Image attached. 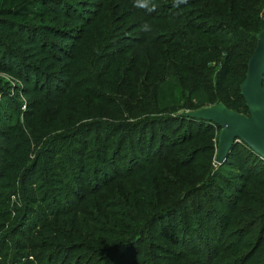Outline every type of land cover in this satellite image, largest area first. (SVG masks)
Returning a JSON list of instances; mask_svg holds the SVG:
<instances>
[{"label":"trees","instance_id":"16d2710c","mask_svg":"<svg viewBox=\"0 0 264 264\" xmlns=\"http://www.w3.org/2000/svg\"><path fill=\"white\" fill-rule=\"evenodd\" d=\"M153 3L148 12L133 0H0V74L20 87L16 98L5 94L9 85L0 87V264H63L75 254L79 262L98 264L92 255L104 247V264H169L171 257H179L174 264H264V161L240 142L219 165L236 172L231 182L205 174L204 186L171 206L155 208V200L150 217L132 218L131 226L123 214L126 232L86 246L82 230L99 220L88 214L96 204L108 206L101 195L114 182L129 188V182L159 180L162 167L171 165L190 163L195 170V154L215 152L219 128L179 116L192 111L202 93L210 100L220 95L225 108L247 114L238 85L260 15L264 19V0H187L178 8L173 0ZM144 23L150 31L140 30ZM214 61L212 82L208 65ZM178 122L200 129L170 141ZM192 139L197 146L189 155ZM167 142L172 148L163 156ZM146 151L153 157L144 161ZM210 187L223 215L206 210L201 221L193 219L186 253L147 242L156 224L187 202L198 206ZM62 193L73 199L64 202L71 205L67 211L54 198ZM89 196L95 203L85 202ZM244 200H251V209L242 207ZM111 207V213L125 211L121 202ZM67 214L68 230L47 226L49 218L60 223ZM31 218L38 230L26 229ZM202 223H209L208 232ZM255 230L253 243H246ZM232 250L236 255L221 263L220 252L226 257Z\"/></svg>","mask_w":264,"mask_h":264},{"label":"rangeland","instance_id":"374dc122","mask_svg":"<svg viewBox=\"0 0 264 264\" xmlns=\"http://www.w3.org/2000/svg\"><path fill=\"white\" fill-rule=\"evenodd\" d=\"M81 1H83L84 3L94 5L96 3L101 2L102 0H81ZM113 1H116V0H113ZM220 58L222 60V57ZM208 66L211 71V81L213 82V77L218 70L219 61L211 62L209 63ZM6 85H9L10 87L8 91L6 90L5 94H8L9 97L15 96L16 98L17 94L14 91L20 88L18 87L19 84L15 81H12L8 76L0 74V87H5ZM15 86L18 88L15 89ZM3 94L4 93L0 92V98L3 96ZM220 97H221L220 95H216L214 99L210 100L206 93H202L198 97L199 101L195 104L193 110H196L201 107L210 106L216 103H221ZM21 99L22 98L19 97V101H21ZM22 110H23V107H22ZM182 112H187V111H182ZM173 127L175 128L174 132L172 134H169L170 141L171 140L178 141V139L182 138L183 134L185 133H188V134L190 133L192 135H195L198 133L200 129V127L198 126H195V125L189 126L183 122H178L176 123V125H173ZM156 131L160 132L161 129L157 128ZM159 140L160 139L157 138L155 147L158 146ZM113 141H115V139ZM186 146H187L186 150L188 154L191 155L192 150H194V147L197 146L196 140L192 139L191 141H188ZM171 148H172L171 142L169 143L167 142L165 144L164 150L161 151V154L165 156ZM175 150H177V148ZM151 157H153L151 153H148L147 151L144 152V156H143L144 161H146L147 159ZM214 157H215V152L209 155L208 157L206 155L195 154L192 158H196L197 164H199V165L194 164V166L197 165L195 170L193 169V166L190 165V163H187L181 167L177 165L176 166H173V165L166 166V168L162 167L164 168V170L159 174V178H160L159 180L158 179L153 180L149 178V179H144L142 181L135 182V184L133 182H129L128 183V185L130 186L129 188L125 187L122 184L114 182V184L110 185V186H114V187H110L109 189L110 191L105 190L106 196L103 197L104 192H102V195H101L102 202L104 204L109 203L108 206L105 208L103 207V209L100 210L99 205L96 204L95 207L91 209L88 214L89 218L93 219V217L97 216L99 217V220L96 222L90 220L88 222V226H86L87 227L86 230L85 229L82 230L83 236H86V246L88 248H94L96 244L98 243V240H100L101 242H104L108 240V238H113V236H117L118 234L122 235L124 232H126L128 228H126V226L120 222L121 221L120 219L122 218L123 214H126V216L130 219V220L129 219L127 220L128 222L126 221L125 222L129 223L131 226L132 218H142L144 216L145 217L148 216V214H149L148 217H150V214L152 213L151 207H153L150 205L152 204L154 205V203L152 202H154L155 200L158 201L157 204L154 205L155 208L159 207V209H162L166 206L168 207L171 206L174 203V201L178 198H181L184 193L190 192V190H194L199 185L204 186L202 184L203 182L201 180V177H205L206 176L205 174H209V175H211L212 173H214V175L219 174V175H222L224 178H228L225 180H229L231 182L232 180L231 177L236 176V172L227 167H220L219 165L213 167L212 163H213ZM154 158H158V155L156 154ZM138 162H141V161L138 160ZM126 164H127V161H125L124 165L126 166ZM194 172L200 173L198 174V176L200 177L197 178L196 177L197 174H193ZM233 183L234 182L232 181V184ZM212 187L205 189V191H201L203 192V194L209 197L204 198L203 200L201 199V202H199L198 206L196 207L193 205L189 206L187 202V207L182 208L181 210L175 212L174 214L168 215L167 217L163 219V221L156 224V226L147 233V238H146L147 242L156 244L159 246H163L166 248L167 251H170V250L173 252L181 251V252L186 253L187 252L186 248L191 246L190 236L192 233V229H194L196 227L194 225L197 224V223H194L193 219L198 217L197 221H201L203 218L204 211L206 210H210V215H212L214 209L216 211L213 213L214 215L215 214H218L219 216L223 215V211H220L219 209L220 205L221 207H223L222 206L223 204H221L220 202L221 198L219 199L217 198L218 200L213 199V197L217 196V191H215V189ZM221 187L226 189L224 185H221ZM229 192L230 191H228V193ZM255 193L257 194V192ZM54 198L58 200L59 203H62L63 204L62 207L64 206V208L66 205L64 204V202H69V203L73 202V199L68 198L67 195H65L64 193H62V195H58V196L56 195ZM91 200L92 202L90 204L95 203L93 202V196H89L85 202H88ZM118 202H121L122 207L125 209V211L122 213H111L112 211L116 210L114 207H111L112 204L118 203ZM240 204L243 205L242 207H244L245 209H251L250 206L253 205L251 200L240 201ZM70 206L71 205L65 208L66 211L70 209ZM89 207H93V205H90ZM51 208H53V206ZM108 214H112L113 216H109ZM66 216L67 217L60 223H57L56 219L53 217L49 218L48 219L49 222L47 223V226H49V223H52L54 227H57L61 230L62 229L68 230L69 226L71 225L72 218L70 214H67ZM239 219H244V218L241 217ZM36 221L37 220L34 218L29 219L26 229L30 228V230H33L35 223L40 224L38 221L37 222ZM209 223H202L201 228L203 229L204 232L205 231L208 232V229L210 226ZM93 224H94V229L92 232L90 228L93 226ZM34 229L38 230L39 225H37ZM256 234H257V230L253 231L251 237L245 238V242L247 243L251 241V244H252L253 243L252 241H254L255 238H253V240L251 238L256 237ZM201 235L202 237H204L202 232H201ZM14 240H16V238H14ZM192 244L194 245L196 244L194 243L193 239H192ZM8 247H9L8 248L9 252L11 254V251L13 250L12 244L9 245ZM105 249H106L105 247L103 250L101 249V247H99L98 250H102V251H99L98 253L92 255L96 257L97 259L100 258L97 261L98 264H104L106 262L105 261L106 256L104 252ZM4 253L5 251H3V254ZM236 253L237 251L232 250V252L227 253V256L225 257V254H222L220 252L217 258L221 259V263H225L226 262L225 259L229 258L231 255L235 256ZM135 254H137V252L133 251V255ZM76 256L78 255L75 254V257L73 255L71 260H68L67 262L63 264H84V261L87 260L86 258H82L80 259V262H79L76 259L77 258ZM125 256H127V254H125ZM189 258L190 257H188V260H190ZM178 259L179 257H171L170 259H168L169 264H174L175 262L178 261ZM25 262L26 261L24 259H21L18 264H23ZM53 264H61V263L56 261ZM113 264H125V263L121 262V260L118 261V259H115ZM176 264H180V263H176Z\"/></svg>","mask_w":264,"mask_h":264},{"label":"water","instance_id":"95a60500","mask_svg":"<svg viewBox=\"0 0 264 264\" xmlns=\"http://www.w3.org/2000/svg\"><path fill=\"white\" fill-rule=\"evenodd\" d=\"M238 93L247 114L225 108L221 103L182 112L179 116L211 123L219 128L212 166L220 165L231 146L240 142L264 161V19L260 15L254 48L246 60Z\"/></svg>","mask_w":264,"mask_h":264},{"label":"clouds","instance_id":"9594fccd","mask_svg":"<svg viewBox=\"0 0 264 264\" xmlns=\"http://www.w3.org/2000/svg\"><path fill=\"white\" fill-rule=\"evenodd\" d=\"M187 0H173V7L178 8L181 4H186ZM133 7L152 12L155 10V4L153 0H133ZM140 30L142 32H148L151 30V26L147 23L141 25Z\"/></svg>","mask_w":264,"mask_h":264}]
</instances>
